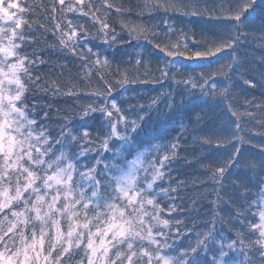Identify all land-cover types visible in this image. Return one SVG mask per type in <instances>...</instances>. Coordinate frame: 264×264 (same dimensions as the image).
Wrapping results in <instances>:
<instances>
[{"label":"trees","instance_id":"1","mask_svg":"<svg viewBox=\"0 0 264 264\" xmlns=\"http://www.w3.org/2000/svg\"><path fill=\"white\" fill-rule=\"evenodd\" d=\"M217 1L85 0V16L59 11L58 0H15L28 10H11L14 18L26 21L17 31L34 38L26 40L17 51L30 58L38 54L44 61L37 60L29 66L32 80L22 77L28 86L25 102L29 117L36 121L34 127L42 128L50 137L55 155L63 150L80 171L95 166L99 172L105 164L127 169L143 153L138 173L142 182L151 180L143 169L150 162L159 167V160L169 155L161 169L164 176L153 184L159 193L157 203L163 209L160 218L170 221L167 228L162 224L158 228L166 233L171 229L172 237L180 229L178 243L182 247L195 245L197 237L210 229L217 240L243 238L247 245L259 235L249 225L259 223L258 213L264 201V87L260 86L264 81V0H256L245 14L248 19L240 29L243 34L232 48L213 57L197 58L192 54L208 47L209 41L235 34V22L226 18L234 0H219L220 5ZM67 3L81 7L76 0H66ZM156 3L172 6L165 10L153 6ZM53 4L58 9L55 14L51 12ZM109 4L111 8L106 6ZM156 12L163 14V27L155 25ZM68 20L78 32V37L69 42L71 45L78 40L75 54L59 45V31L53 35L57 23L70 31ZM101 21L110 27L102 29ZM172 24L171 33L168 29ZM13 26L0 21V27L5 29ZM139 28L145 31H136ZM155 44L178 45L183 54L167 56ZM131 48H135L134 54ZM97 54L101 65L95 62ZM105 59L107 65H103ZM162 71L168 75L163 76ZM125 72L128 81L117 83ZM202 73L207 79L203 90L185 82L189 76L199 82ZM100 75L111 85V93L102 97L94 95L104 91ZM245 79L257 86L249 87ZM209 82L215 85V93ZM225 88L229 97L225 104L231 103L237 116L219 105L221 97L216 93ZM107 97L113 98L119 109H115L120 112L115 120L100 112L82 116L86 106L95 107L96 99ZM109 121L116 124L120 135H127V142L112 135ZM235 122L240 124L239 131ZM85 129L90 133L87 138L83 137ZM234 133L243 137L242 143ZM74 134L76 140H72ZM206 138L213 142L206 143ZM60 139L64 141L63 149L55 143ZM233 143L240 147L239 162L228 166L222 182L217 183L212 179L213 172L217 166L226 165ZM97 160L101 161L98 165ZM172 206L175 208L169 214ZM156 231L154 228V234ZM238 258L243 259V255ZM252 258L259 264L258 255Z\"/></svg>","mask_w":264,"mask_h":264},{"label":"snow or ice","instance_id":"2","mask_svg":"<svg viewBox=\"0 0 264 264\" xmlns=\"http://www.w3.org/2000/svg\"><path fill=\"white\" fill-rule=\"evenodd\" d=\"M84 2L85 0H76V5H81L77 8L72 3L66 4V0H58L61 6L59 11L78 12L87 16L88 12L83 11ZM255 4L256 0H234L227 9L226 18L235 22L232 26L235 34L209 41L208 47L196 50L192 55L197 58L213 57L226 48H232L243 34L240 29L248 19L245 14ZM106 6L112 7L110 4ZM153 6L167 10L172 5L156 3ZM91 7L89 4V8ZM12 9L21 13L28 10L15 0H9L8 3L0 0V21L14 25L8 29L0 27V54L3 56L0 59V264H256L252 258L256 255L259 256V264H264V211L259 213L260 223L249 225L250 229L258 230L259 235L247 245L243 238L217 240L210 229L197 237L195 245L182 247L178 243L182 236L180 229L176 230V237H172L171 229L166 233L158 228L161 224L167 228L170 221L160 218L163 209L157 203L159 193L153 189V184L164 176L161 169L164 161L169 160V155L165 154L159 160V167L155 162H150L143 172L151 175V180L141 182L138 175L140 169L136 165L143 153L129 163L127 172L114 164L111 167L105 164L99 172L95 166L88 167L87 171H80L74 159L69 158L63 150L59 155L53 153L50 137L42 128L37 130L34 127L36 121L28 115L25 102L28 86L22 78L32 80L29 66L37 60L40 63L44 61L38 54L34 53V58H30L17 51L26 40L34 38L17 31L26 21L14 18ZM57 11L56 4H53L51 12L55 14ZM67 23L70 31L61 29V25L57 23L53 35L59 31V45L75 54V49L79 46L78 40L71 45L69 42L78 37V32L72 28V20ZM101 25L102 29L110 27L103 21ZM136 31L145 30L139 28ZM5 39L7 43H4ZM154 46L167 56L183 54L178 45ZM188 58L191 59L192 56ZM95 62L97 65L102 64L98 54ZM107 63L105 59L103 65ZM140 63L138 59L136 64ZM162 75L167 76L168 72L162 71ZM35 79L38 80L39 77ZM99 79L104 81L102 75ZM127 81L128 75L125 72L124 78L117 83ZM185 82L192 88L199 86L203 90L207 79L202 73L199 82L191 76ZM244 83L249 87L257 86L248 79ZM260 86L264 87V81ZM212 89L215 93V85H212ZM110 93L111 85L104 81V91H98L94 95L102 97ZM216 94L221 97L219 105L224 106L232 116H237L232 104H225L229 99L228 89H222ZM107 104V101H101L99 107L88 105L83 109L82 116L100 112L111 117L112 112ZM111 108L119 111L115 101L111 102ZM109 123L112 135L127 142V135H120L116 124L111 121ZM235 123L239 131L240 124ZM136 127V122L133 121L132 131ZM89 135V131L85 129L83 137L87 138ZM233 135L243 142V137L235 133ZM76 139L75 136L72 137V140ZM205 142L213 141L206 138ZM55 143L61 144L63 149V139ZM107 146L105 140V149ZM216 146H220L219 141ZM175 147L172 145L173 149ZM232 148L226 165L217 166L213 172L212 179L217 183L222 182L228 166L239 162L240 147L233 143ZM96 163L98 165L101 161L97 160ZM149 168L152 169L150 173ZM174 208L172 206L168 210L169 214ZM154 228L157 229L155 234ZM210 245L215 247L210 248ZM239 254L243 255V259L238 258Z\"/></svg>","mask_w":264,"mask_h":264},{"label":"rangeland","instance_id":"3","mask_svg":"<svg viewBox=\"0 0 264 264\" xmlns=\"http://www.w3.org/2000/svg\"><path fill=\"white\" fill-rule=\"evenodd\" d=\"M218 5H220L221 3H220V1L218 0L217 2H216ZM150 13H152V12H149V14ZM156 19H155V25H156V23H157V25H158V27H163L164 26V21H163V19H162V17L161 16H163V14H160L159 12H156ZM171 33L173 32V24L169 27V29H168ZM186 39H184V41H185ZM187 40H189V39H187ZM138 45V44H137ZM136 48V47H135ZM135 48H131L130 49V53L131 54H134V49ZM214 82V81H213ZM215 83V82H214ZM209 84L210 85H214V84H212L211 82H209ZM208 86L209 88H211V86ZM101 101H107L108 102V104H107V106H108V109H109V111H111L112 112V116L111 117H106L107 119H111V120H115L116 118V116H118L119 115V113L120 112H116L115 111V109H112L111 108V102L113 101V98H102V99H100V101H99V99H96L95 100V102L94 103H97V104H95V107H99L100 106V104H101ZM114 115V116H113ZM103 116H105V114H103ZM71 131H73V129H71ZM74 136L75 137H77V134H74ZM140 156V155H139ZM138 157V156H137ZM136 157V158H137ZM135 158V159H136ZM141 166H142V162H141V157H140V160L138 161V163H137V165H136V167L138 168V169H140L141 168ZM128 169H129V165H128V168L127 169H124V171L125 172H127L128 171ZM261 211H264V201H263V208H262V210H260V212ZM259 212V213H260ZM259 213H258V221H259V223H260V217H259ZM231 225L233 226V225H235V223L232 221L231 222ZM145 244H147V241H145L144 242ZM152 247H154V246H152Z\"/></svg>","mask_w":264,"mask_h":264}]
</instances>
